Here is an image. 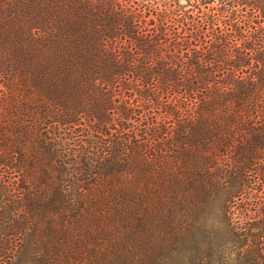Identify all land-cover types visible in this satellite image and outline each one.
Wrapping results in <instances>:
<instances>
[{
	"label": "trees",
	"instance_id": "16d2710c",
	"mask_svg": "<svg viewBox=\"0 0 264 264\" xmlns=\"http://www.w3.org/2000/svg\"><path fill=\"white\" fill-rule=\"evenodd\" d=\"M223 229L264 236V0H0V264Z\"/></svg>",
	"mask_w": 264,
	"mask_h": 264
},
{
	"label": "rangeland",
	"instance_id": "374dc122",
	"mask_svg": "<svg viewBox=\"0 0 264 264\" xmlns=\"http://www.w3.org/2000/svg\"><path fill=\"white\" fill-rule=\"evenodd\" d=\"M255 239L258 241L244 253L241 241L224 229L221 233L190 234L176 248L155 253L152 264H264V236Z\"/></svg>",
	"mask_w": 264,
	"mask_h": 264
}]
</instances>
